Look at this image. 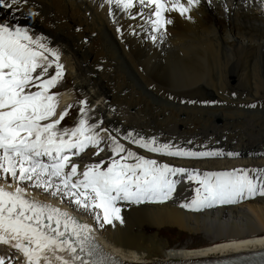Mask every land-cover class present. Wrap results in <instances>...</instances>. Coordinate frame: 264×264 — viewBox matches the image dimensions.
I'll return each mask as SVG.
<instances>
[{
  "label": "bare ground",
  "instance_id": "1",
  "mask_svg": "<svg viewBox=\"0 0 264 264\" xmlns=\"http://www.w3.org/2000/svg\"><path fill=\"white\" fill-rule=\"evenodd\" d=\"M161 2L171 7L166 0ZM153 12V8L136 0L128 11L105 0H29L16 11L0 9V22L26 28L33 39L47 42L43 43L46 48H52L67 64L81 99L86 98L92 105L98 103L93 105L97 117L119 135L123 140L119 143L133 145L171 167L198 169L202 177L204 173L242 167L255 176L251 172L254 166L264 169V109L251 107L264 93V0H200L187 14L190 19L177 12H165V19L173 23L160 31H154L147 22L155 18L150 16ZM167 89L184 90L186 93L176 91L193 97L195 103L183 95L166 94ZM62 95L59 105L66 97ZM149 129L175 137L172 141L184 137L193 139L192 144H213L208 149L203 145L188 147L181 141L172 150L223 154L171 156L150 152L125 139L132 133L134 138H155L158 145L165 144ZM94 150L83 151L77 160H102L87 158ZM186 173H169L178 187L165 202H118L123 222L105 224L102 211L96 210L102 222L97 223L94 213L89 220L84 217L85 223L105 247L126 258L169 259L196 252L264 246V196L194 211L181 207L190 203L188 182L179 184ZM10 179L0 178L11 186L14 183V188L34 193L29 186H21L24 181L19 185ZM49 200L59 206H65L61 204L64 201L67 208L73 209L72 198L62 195L61 203ZM146 227L155 231H146ZM172 228L190 234L203 231L207 234L203 242L207 244L193 246L187 242L169 247L158 231ZM51 253L56 256L63 252Z\"/></svg>",
  "mask_w": 264,
  "mask_h": 264
},
{
  "label": "snow or ice",
  "instance_id": "2",
  "mask_svg": "<svg viewBox=\"0 0 264 264\" xmlns=\"http://www.w3.org/2000/svg\"><path fill=\"white\" fill-rule=\"evenodd\" d=\"M105 2L115 4L117 8L122 7L124 11L134 7V0ZM136 2L154 9L150 16L154 15L155 18L147 22L153 26L154 31H160L173 23L171 19H165V12H177L181 17L190 19L187 14L200 0H166L171 7H166L161 0ZM28 3L29 0H0V9L16 11ZM109 15H112L111 9ZM49 51L39 39H33L26 28L12 26L7 21L0 22V170L5 177L11 174L18 182L35 178L34 186L43 187L46 191L53 188L52 178H58L53 195L62 192L64 196L71 197L73 203L95 211L97 220L101 213L96 210H101L105 224H111L113 220L123 222L121 209L117 207L119 201L139 204L170 199L176 182L168 179L169 173L175 175L188 172L190 180H199L200 187L195 189V197L190 203L181 204V207L194 211L216 203H234L238 198L264 196V169L251 170L255 176L250 175L249 170L234 169L204 173L203 177H199L184 168L157 165V161L137 156L131 150L116 159V155L125 149L115 137L110 146L113 157L107 168H102L104 161L86 165L82 177L73 179L78 177L79 165L71 164L70 171H65L70 164V154L79 155L89 146H98L100 138L93 131L96 125L89 126L83 118L79 119L76 127L65 128L63 132L56 131L57 125L67 115V109L60 113L59 119H52L55 115L56 96L49 94L48 90L61 78L62 66L56 63L55 75L43 79L48 70L44 66L48 59L44 52ZM51 55L59 59L56 52L52 51ZM37 68L43 71L40 75H33ZM33 87L40 90L31 91ZM85 103L80 101L81 105ZM80 113H84L83 107ZM49 120L51 122L42 123ZM125 139H130L132 143L150 152L171 156L223 154L192 152L182 148L172 150L170 144L158 145L155 138H134L132 133H128ZM94 155H99V151ZM133 157L136 163L125 162ZM45 176L48 179H44ZM24 191L21 187L8 191L0 186V243L20 250L26 257V264H40L41 260L48 264L46 253L50 251L68 254V259L55 257L61 264H104L105 258L102 256L85 259L98 256V247L93 242L87 224L57 207L25 197Z\"/></svg>",
  "mask_w": 264,
  "mask_h": 264
},
{
  "label": "rangeland",
  "instance_id": "3",
  "mask_svg": "<svg viewBox=\"0 0 264 264\" xmlns=\"http://www.w3.org/2000/svg\"><path fill=\"white\" fill-rule=\"evenodd\" d=\"M56 63H59L62 66V76H61V78H59V80L55 84V87H54V91L55 92L51 93V94H54L56 96V99H57L54 102L55 103V115H54V117H52V119H56V116L58 115V113L62 109H64V110L67 109V115H65L64 119L57 126L60 127V128H64V129L65 128L71 129L72 127H75L76 126L75 123H77L78 118L81 117V118H83V119H85L87 121V124H90L93 120H97L96 123H94L96 125V127L97 128L98 127H102V119H99V116L97 117V113L95 112L94 107H93V105L98 104V103L97 102H94V104L92 105V104H90L88 102V100L86 98L83 99V100L81 99L82 93H81V91H80L79 88L74 87V85H72L73 79L71 78V76L69 74L68 66H67V64L65 62L60 61V60L57 61V60L51 59V61H49L48 63H45V65H44L45 67L48 68V70L44 74V76H47V75L53 76V75H55V73L57 71V69L55 67ZM49 64L51 65L50 67H48ZM36 70L37 71H40V72L43 71L42 68H37ZM176 90L181 91V92H185L184 90H179V89H176ZM176 90H174V91H171L170 90L169 91V89H167L166 94H167V92H169V93L175 94V95H183V94H178ZM161 91H162V89H161ZM234 91L236 92V90H234ZM234 91H232V95H234V93H233ZM62 92H63L64 95H66V93H68V94L65 97V100H64L65 102L64 101L62 102L64 104L62 105V103H61V105H62L61 106V105H59L60 104L59 103L60 102L59 100L63 97ZM69 95H70V97L67 98V96H69ZM58 96H60V97H58ZM183 96L186 97V98H189L191 101L193 99V97H191L189 95H183ZM261 96L263 98L262 97H259L260 99H257V101L256 100L253 101V104L255 105L254 108L258 107L259 109H261V108L264 109V107H263L264 104L262 103V100L264 101V93L263 92H262V95ZM182 100H184V99H182ZM80 101H86V103L83 104V105H81L80 104ZM198 102L199 101H196V103H198ZM81 107L84 108V113L83 114L80 113ZM56 112H58V113H56ZM97 128H95V129H97ZM56 130H59V129L56 128ZM149 131L152 133V135H156L158 138H160L165 144H170L172 146L174 144L177 145L176 142L180 143L181 141H184V142H186V144H187L186 146H188V147L191 146V145H196V146L203 145V146H206V148H208V149L213 147V144L212 143H211L210 146L208 144H205V143H202V144L201 143L192 144V142H194L193 139H185L184 137H181V138L179 137L178 140L172 141V140H170L171 138L172 139H176V138L175 137H171V136H167V134H165L163 132L161 133V131H159V130L157 132H155L154 129H149ZM107 132H109V131H107ZM113 137H115V139L118 142L120 140H122L118 135H114ZM188 140H189V142H188ZM110 141H111L110 142V145H107V147L105 146V148L100 151L99 155H94V156H92V158H88V159L97 160V159H101L102 158V160H100V161H94V162L100 163L101 161H105L104 164H108V161H110V159L113 156V155L110 154V152H111L110 146L112 144V139ZM188 144H190V145H188ZM123 145H124V149H126V146L127 145L125 143H123ZM246 151H248V150H246ZM84 152H82V153H84ZM81 160L82 159H80V161ZM235 169H237V168H235ZM244 169H245V167H242V170H244ZM253 169H263V167H261V166H258V167L254 166ZM192 173H196L199 177H201L200 176V173H197L196 171H192ZM0 175H1L0 176L1 179L5 176V174L3 173L2 170H0ZM18 175H19V165H17V176ZM7 177H8V179H10L12 176H11V174H8ZM185 177L188 178V175H185ZM185 177H183V178H185ZM13 179L14 178L12 177V179H10V180L12 181ZM44 179H48L47 176H45ZM188 180H189V186H190V188L188 190V193H189L188 196L192 200L195 197V195H196L195 189L198 188V187H200V184H199V180L198 179H196V180H190L188 178ZM15 182L17 184H19L17 180ZM24 182H25L24 185H21V186H29L28 188L30 190L34 191V193L37 192L38 194H40L42 196L49 195L50 196V198L48 197L49 199L52 198V199L58 201L59 203L62 202V195H63L62 192H56L55 195L52 194L54 191H56L55 190V185L59 182L58 181V178H55V177L52 178L53 188L48 189L47 191L43 187H36V186H34L35 185V178L32 181L24 180ZM26 191H28V190H26ZM28 192L29 193H33V192H30V191H28ZM42 196H40V198H45V197H42ZM68 198L71 199V197H68ZM53 202H55V201H53ZM241 202H242V200L241 201H237L234 204H240ZM61 204H63V205L66 206V207L63 206L64 208H67L68 207V204H65L64 201ZM72 208H73V210L76 213H78L83 218L84 217L85 218L87 217L86 219H88V220L95 213V211H91L88 208L81 207V205L76 204V203H73V202H72ZM101 222L102 221H100V220L97 221V223H99V224ZM96 228L99 229V226L96 225ZM145 230L146 231H149V232L155 231L154 229L151 230L150 227H148V228L146 227ZM158 234H159L160 237H162V239H164L166 242H168V246L169 247H176V246H179L181 243H187V242L192 243L193 246H202V245L207 244V243H204L203 242V240L207 239V236H205L207 234H205V232H203V231H200V233H198V234H190V233H186V232L180 231L177 228H172V229H165L163 231H158ZM191 248H194V247H191Z\"/></svg>",
  "mask_w": 264,
  "mask_h": 264
}]
</instances>
